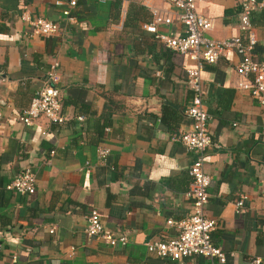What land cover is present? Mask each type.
<instances>
[{
    "label": "crops",
    "instance_id": "0c3cea01",
    "mask_svg": "<svg viewBox=\"0 0 264 264\" xmlns=\"http://www.w3.org/2000/svg\"><path fill=\"white\" fill-rule=\"evenodd\" d=\"M67 1L0 0V264H218L197 255L162 259L145 246L174 237V222L190 208L193 154L170 135L190 122L184 70L192 62L142 28L153 8L172 19L158 32L183 35L178 9L165 0H76L68 21L60 14ZM257 1L251 57L264 62V0ZM196 5L213 18L209 37L241 35L234 0ZM22 14L51 20L60 33L33 34ZM52 59L66 119L39 116L23 125L18 112ZM238 59L227 51L200 73L213 143L204 153L211 178L204 214L216 221L210 236L225 253L223 264L264 258V105L237 87ZM99 145L109 150L103 161ZM25 167L35 171V192L6 189ZM92 207L106 231L125 235V245L85 235Z\"/></svg>",
    "mask_w": 264,
    "mask_h": 264
},
{
    "label": "built area",
    "instance_id": "2783aa9c",
    "mask_svg": "<svg viewBox=\"0 0 264 264\" xmlns=\"http://www.w3.org/2000/svg\"><path fill=\"white\" fill-rule=\"evenodd\" d=\"M178 9L176 20L183 26V35L171 37L157 31L160 24L168 25L172 19L157 9H150L151 21L142 24V28L153 34V37L171 50L183 54L192 62L185 68V86L191 91L190 103L185 109V115L190 122L187 128L170 135V140L180 143L193 158L187 167L190 177L185 193L190 200L188 213L174 222L178 231L169 239L145 243L147 251L155 256L171 261H181L193 255L215 260L218 264L225 261V253L211 240L210 233L216 225L213 218L206 217L204 208L208 199L210 176L203 170L205 150L213 145L206 124L209 114L202 103V88L200 73L204 65L214 64L227 51H233L239 57L234 70L238 77L237 87L248 91L252 100L258 105H264V62L251 57L252 48L256 43L251 23V12L260 2L257 0H234L236 12V27L241 35L213 39L208 31L213 26V18L197 9V0H165ZM55 4H59L56 1ZM76 0H68L67 5L60 9V14L68 21L74 20L71 11ZM30 25L31 32L40 36H51L60 33L57 23L43 17H28L21 15ZM58 62L53 60L48 64L46 78L28 104L18 112V119L23 125H31L33 120L43 116L50 123L60 124L65 117L60 113L58 82ZM78 120L81 117H77ZM264 134V126L261 129ZM96 156L103 161L108 154L107 147H95ZM52 153V151L50 152ZM5 188L20 195H30L36 189V175L31 167H25L17 172ZM242 198L235 201L236 209L242 206ZM264 211V202L261 204ZM171 224L170 221H168ZM49 231H52L50 229ZM84 233L88 237L102 239L110 246H123L126 237L120 233H111L104 229L98 211L89 208L85 215ZM248 264H264V258L253 257Z\"/></svg>",
    "mask_w": 264,
    "mask_h": 264
}]
</instances>
